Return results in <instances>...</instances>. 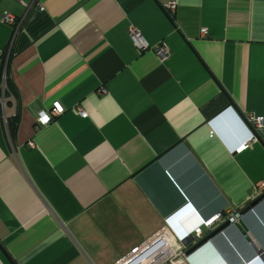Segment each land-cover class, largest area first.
Wrapping results in <instances>:
<instances>
[{"label": "crops", "instance_id": "0c3cea01", "mask_svg": "<svg viewBox=\"0 0 264 264\" xmlns=\"http://www.w3.org/2000/svg\"><path fill=\"white\" fill-rule=\"evenodd\" d=\"M5 64L0 264H119L161 232L178 250L264 193V0H0ZM181 264H264V203Z\"/></svg>", "mask_w": 264, "mask_h": 264}, {"label": "built area", "instance_id": "2783aa9c", "mask_svg": "<svg viewBox=\"0 0 264 264\" xmlns=\"http://www.w3.org/2000/svg\"><path fill=\"white\" fill-rule=\"evenodd\" d=\"M40 9L42 8L40 7ZM168 9L169 13H172L175 9V4H170ZM2 22L6 23L7 25H15L16 19L11 14L6 13L2 18ZM129 34L134 46L140 53L153 50L160 62H164L169 58L170 50L163 42L157 46H152L136 29H131ZM207 34V30L203 29L202 36L205 37ZM9 103H14L16 105V99L14 98L13 94L10 93L8 88V72L7 64H5L0 77V120H2L6 125L8 120L6 110ZM64 113V107L59 102L53 103L51 109H44L38 113L36 118V129L47 127L55 119L62 116V114ZM78 113L84 119H86L88 116L86 113H84L82 109L79 110ZM45 117H47L46 120ZM262 121L263 119L258 117H250L248 119V123L254 131V133L252 134L253 136L251 138H254V141L257 140L256 132L262 128ZM29 145L34 146L33 143H30ZM249 146L250 144L244 143L236 149V152L240 154L246 149H248ZM256 196H260V194H257ZM238 220V212H228L226 213L225 217H223L222 215H216L209 220L202 219V227L196 229L195 236L199 239L204 236L203 227L206 228L207 231L211 232L214 228L219 225H222L227 221L234 224L237 223ZM180 246L181 247L178 250H175L174 248L172 249L173 246L171 244V239L168 233L161 232L159 233V236L156 241L150 243L149 245L143 248L139 247L137 249H134L132 253L122 259L119 264H181V262L187 261L188 258L186 257L187 248L181 243Z\"/></svg>", "mask_w": 264, "mask_h": 264}, {"label": "water", "instance_id": "95a60500", "mask_svg": "<svg viewBox=\"0 0 264 264\" xmlns=\"http://www.w3.org/2000/svg\"><path fill=\"white\" fill-rule=\"evenodd\" d=\"M264 203V193H262L259 197L254 199L251 203H249L246 207L241 209L238 214L239 218L249 214L251 211H254L258 206ZM223 217L226 216L225 213L222 214ZM232 225L231 222L227 221L222 225L217 226L213 229L208 235L202 237L201 239L197 237H190L186 240L184 239L180 243L187 248L186 250V257L189 259L192 255L197 253L200 249H202L206 244L210 243L214 238L224 233L230 226ZM191 246V247H189ZM189 247V248H188Z\"/></svg>", "mask_w": 264, "mask_h": 264}, {"label": "trees", "instance_id": "16d2710c", "mask_svg": "<svg viewBox=\"0 0 264 264\" xmlns=\"http://www.w3.org/2000/svg\"><path fill=\"white\" fill-rule=\"evenodd\" d=\"M10 82H9V78H8V88H9V91L11 92V90H10ZM14 122H15V120H14ZM12 126H15V124H13Z\"/></svg>", "mask_w": 264, "mask_h": 264}, {"label": "clouds", "instance_id": "9594fccd", "mask_svg": "<svg viewBox=\"0 0 264 264\" xmlns=\"http://www.w3.org/2000/svg\"><path fill=\"white\" fill-rule=\"evenodd\" d=\"M45 120H46V119H45ZM242 145H243V144H242ZM240 146H241V145H240ZM240 146H239V147H240ZM239 147H238V148H239Z\"/></svg>", "mask_w": 264, "mask_h": 264}, {"label": "snow or ice", "instance_id": "6c2138e0", "mask_svg": "<svg viewBox=\"0 0 264 264\" xmlns=\"http://www.w3.org/2000/svg\"><path fill=\"white\" fill-rule=\"evenodd\" d=\"M45 119H47V117H45Z\"/></svg>", "mask_w": 264, "mask_h": 264}, {"label": "bare ground", "instance_id": "6f19581e", "mask_svg": "<svg viewBox=\"0 0 264 264\" xmlns=\"http://www.w3.org/2000/svg\"><path fill=\"white\" fill-rule=\"evenodd\" d=\"M251 212H252V211H251ZM251 212H250V213H251Z\"/></svg>", "mask_w": 264, "mask_h": 264}]
</instances>
